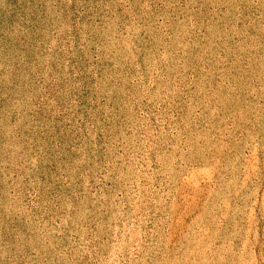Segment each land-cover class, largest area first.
<instances>
[{
	"label": "rangeland",
	"instance_id": "374dc122",
	"mask_svg": "<svg viewBox=\"0 0 264 264\" xmlns=\"http://www.w3.org/2000/svg\"><path fill=\"white\" fill-rule=\"evenodd\" d=\"M0 264H264V0H0Z\"/></svg>",
	"mask_w": 264,
	"mask_h": 264
}]
</instances>
